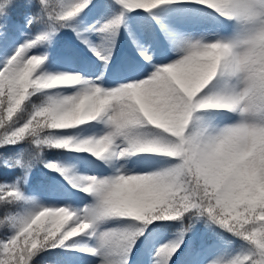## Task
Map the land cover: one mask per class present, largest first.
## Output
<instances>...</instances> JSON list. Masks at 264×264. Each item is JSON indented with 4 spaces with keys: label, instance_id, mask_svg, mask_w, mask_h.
Here are the masks:
<instances>
[{
    "label": "snow or ice",
    "instance_id": "snow-or-ice-1",
    "mask_svg": "<svg viewBox=\"0 0 264 264\" xmlns=\"http://www.w3.org/2000/svg\"><path fill=\"white\" fill-rule=\"evenodd\" d=\"M89 2L73 0L56 10L53 0H39L45 9H53L48 13L49 18L57 22L69 21ZM173 2L117 0L126 11H150ZM197 2L227 19H234L240 25L237 33L229 39L202 44L179 37L161 23V30L183 55L165 66H154L148 78L139 82L104 90L88 86L78 75L37 74L44 58L28 57L25 53L44 38L40 36L22 45L0 68V128L21 112L24 102L34 92L78 83L85 85L74 95L49 97L22 125L8 128L5 140L15 142L31 136L35 137L33 142L37 146L71 147L98 158L106 154L123 157L161 153L178 160L171 168L151 174L73 179L74 186L95 197V204L82 214L66 207H52L21 218L14 234L0 242V264H29L37 249L64 245L109 217H129L148 223L174 220L193 211L251 245L246 253L226 264H264V0ZM11 3L12 0H0V19L7 15ZM123 17L121 12L97 31L110 33L114 38ZM137 49L146 62L151 61L141 46L137 45ZM90 50L107 60L95 47L90 46ZM217 75L226 81L235 79L238 86L226 84L219 91L198 95ZM48 81L59 84L50 88L40 86ZM197 110H227L241 118L222 128L201 125L197 118L194 129L188 130ZM98 117H104L111 129L100 138L80 142L52 136L40 138L42 131L70 129ZM144 125L167 135L145 138L137 131ZM117 138L124 140V146L117 147ZM46 167L64 172L55 163ZM19 196L15 189L0 193V199ZM141 233V228L100 233V247L105 249L102 264H127L126 255ZM178 247L179 241H174L158 248L156 256L160 259L156 264H167Z\"/></svg>",
    "mask_w": 264,
    "mask_h": 264
},
{
    "label": "rangeland",
    "instance_id": "rangeland-1",
    "mask_svg": "<svg viewBox=\"0 0 264 264\" xmlns=\"http://www.w3.org/2000/svg\"><path fill=\"white\" fill-rule=\"evenodd\" d=\"M16 2H18V11L12 13ZM24 2L25 0H12L7 14H10V17H17ZM27 2L25 11H29L32 5V10L39 6L42 8L39 0H37L39 5L35 0H27ZM72 2L73 0H53L56 10H59L60 5L67 6ZM89 5L91 7L90 25L84 31L85 34L73 35L72 42L66 39L69 35H58L57 38L50 36L43 41L38 40L33 47L27 50L25 54L28 57L44 58L43 63L37 69V74L78 75L81 81H87L88 86L112 90L146 79L154 66L162 67L181 58L183 53L161 30V23L167 25L179 37L190 39L192 42L200 41L202 44L232 38L240 27L234 19L221 16L214 10L201 5L197 0H174L173 3L159 5L150 11L123 10L117 0H94V3L90 0ZM52 11L53 9L49 7L46 12L48 17H42L39 11L36 12V15H33L35 21L32 26L37 21L50 19L48 13ZM121 12H124L123 22L114 38L110 33L97 31L101 25L120 15ZM31 15L24 13L20 18L12 21L11 31H5L0 36V68L26 42L34 41L38 36L45 35V28H48L46 25H42L33 32L27 24L25 26L28 29L20 25L21 20H30ZM4 17L0 19V22ZM50 22L53 34L55 33L54 28L67 25L64 21L57 22L54 19H50ZM86 33L91 35L92 39L87 37ZM48 39L49 42L52 40L54 46L48 45ZM133 41L138 42L137 45L141 46L151 57L150 62H146L141 57L137 48L134 49L137 45L135 46ZM65 43L69 45L66 48ZM90 46L95 47L101 56H106L107 60L95 55L90 50ZM6 49H8V56L4 54ZM62 52L67 53L62 54ZM70 68H72L71 73H69ZM114 69L121 74L115 76ZM226 84L229 87L238 86L235 79L226 81L225 78L217 75L198 95L219 91ZM83 87H85L83 83H78L34 92L24 102L21 112L11 122L6 123L4 128H0L1 162L8 165L10 160L19 161L16 166L18 172L1 177L0 184L5 183L8 186L7 189H15L20 194L17 199L7 198L5 201L6 208L9 210L4 215L7 221V231L1 233L2 242L14 234L15 225L21 218H26L43 208L66 207L70 211L82 214L83 210L93 206L95 197L83 195L81 192L84 191L74 186L73 179L95 177L99 180L121 174H151L155 171L169 169L178 163L176 158L167 157L161 153H135L123 157L106 154L104 158H98L89 152L74 151L71 147L37 146L33 142L35 137L31 136L15 142L4 139L8 128L22 125L32 111L48 102L49 97L74 95ZM197 118L201 125L222 128L236 123L241 117L238 113L227 110H197L193 113L188 130L194 129ZM110 130L105 118L98 117L96 120L70 129L42 131L40 138L52 136L80 142L85 139L100 138ZM137 131L148 139L167 135L150 125H144ZM124 143L122 138H117V147L124 146ZM53 150H61V152L52 156ZM48 163H55L59 169L64 170L63 174L46 167ZM15 175L18 176L15 178ZM20 177H23L26 182L21 183V179H18ZM14 178L18 181L11 182ZM36 179L39 180L35 183ZM49 182H53V185ZM64 182L69 184L71 190L66 189ZM152 221V226L148 229L154 231L144 235L141 233L135 238L131 250L126 255L127 264H156L160 259L156 256L157 249L174 241H179V247L168 258L167 264H211L213 261L226 264L232 258L246 253L251 247L248 242L235 236L226 228L212 223L206 216L194 215V211L185 213L174 220ZM136 228H141L142 231L147 230L139 221L129 217H109L98 221L92 229L74 237L75 246L67 249L60 259L61 262L54 264H102L105 249L100 247V233L124 232ZM138 238L139 241H137ZM88 249H95V254Z\"/></svg>",
    "mask_w": 264,
    "mask_h": 264
},
{
    "label": "trees",
    "instance_id": "trees-1",
    "mask_svg": "<svg viewBox=\"0 0 264 264\" xmlns=\"http://www.w3.org/2000/svg\"><path fill=\"white\" fill-rule=\"evenodd\" d=\"M0 193H3L2 192V190H1V188H0ZM1 200H6L5 198L4 199H0V202H1ZM139 222H141V221H139ZM153 222V221H152ZM152 222H148V223H145V222H141V223H143V224H145V226L147 227V228H150L151 226H152ZM1 239V238H0ZM29 264H40V262H39V260H38V258H37V255L35 254V253H33V255L31 256V258H30V260H29Z\"/></svg>",
    "mask_w": 264,
    "mask_h": 264
},
{
    "label": "clouds",
    "instance_id": "clouds-1",
    "mask_svg": "<svg viewBox=\"0 0 264 264\" xmlns=\"http://www.w3.org/2000/svg\"><path fill=\"white\" fill-rule=\"evenodd\" d=\"M58 84H59V81H48V82L42 83L40 86L50 88V87L57 86ZM100 103H105V102L102 101ZM80 107L83 108V104Z\"/></svg>",
    "mask_w": 264,
    "mask_h": 264
},
{
    "label": "bare ground",
    "instance_id": "bare-ground-1",
    "mask_svg": "<svg viewBox=\"0 0 264 264\" xmlns=\"http://www.w3.org/2000/svg\"><path fill=\"white\" fill-rule=\"evenodd\" d=\"M204 18L206 19V17H204ZM137 44H138V42L135 43V46H136ZM136 48H137V47H135L134 49H136ZM4 54L8 56V49L5 50ZM71 72H72V68H70V70H69V73H71ZM155 172H156V171H155Z\"/></svg>",
    "mask_w": 264,
    "mask_h": 264
}]
</instances>
